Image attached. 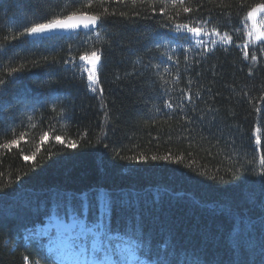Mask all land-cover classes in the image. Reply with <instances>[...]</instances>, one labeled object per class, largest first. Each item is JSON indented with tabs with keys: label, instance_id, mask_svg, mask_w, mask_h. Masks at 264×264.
<instances>
[{
	"label": "trees",
	"instance_id": "trees-1",
	"mask_svg": "<svg viewBox=\"0 0 264 264\" xmlns=\"http://www.w3.org/2000/svg\"><path fill=\"white\" fill-rule=\"evenodd\" d=\"M261 3L264 0H186L185 6L194 9L197 4L202 5L192 13H184L179 5L164 3L167 15H175L179 11L177 22L191 24L193 20L211 16L224 31L231 34L233 29L237 30L232 35V43L218 44L215 51L201 59L200 63H193L191 57L185 63V54L177 49L181 79L174 83L175 68H170V75L163 71L167 65H161V70L156 73L154 69V75L146 80L134 75L141 70V64L132 67L135 61L143 62L149 58L148 53L132 56L131 51L151 46L154 29L164 22L163 17L151 13L149 3L133 5L132 0H126L124 4H117L115 0H105L101 4L96 0L91 9L93 12L101 13L107 7L109 13L113 10L117 13L108 16L104 27L108 33L116 34L118 42L103 34L99 38L93 35L92 40L81 47L85 39L84 31L79 35H64L59 41L71 45L76 56L75 63L80 65L78 69L65 72L60 80L59 94L71 105L68 114L63 115L60 108L29 112L28 116L21 113L23 123L17 120L6 125L10 132L0 129V144L20 137L17 145L0 148V192L3 193L0 194V210L3 212V217H0V264H22L24 255L39 259L47 254L46 247L26 241L23 236L28 230L46 229L52 215L50 202L49 207L40 212L27 211L18 217L16 213L20 205L44 199L56 189L82 192L101 186L136 190L142 196H151L153 191L165 189L184 193L185 196L178 199L165 196L146 212L145 227L149 237L159 233L160 240L174 238L181 248L180 259L185 256L193 259V249L198 248L207 260L228 264L233 258L229 250L231 235L239 229L240 217L245 218L244 222L250 228L251 225L259 226L264 213L259 176L241 175L253 156L255 167L259 169V158L264 155V100H261L264 97V59H251L253 55H264L258 51L264 42L246 34L249 29L247 11ZM241 4L244 8L240 7ZM52 5L58 13L77 10L70 9L68 0H52ZM160 6V0H157L156 7ZM224 10L227 15H222ZM121 11L131 19L120 16ZM135 11L140 15L135 16ZM20 15L16 0H0V19H4L0 28H5L13 20L17 26L21 25L24 21ZM146 15L148 18H145ZM226 21L227 27H224ZM13 30L9 29L7 36ZM167 35L173 46L185 43L184 39H178L172 33ZM5 39L6 34L0 32V44ZM12 43L18 45L15 50L18 53L26 47L19 40ZM107 43L112 44L110 50H106ZM245 43L249 44L247 49L243 47ZM94 48H100L105 57L104 67L98 69L104 89L103 101L99 92L93 94L89 90L88 65L79 61V55ZM244 51L249 52V59L244 58ZM42 52L44 49L38 47L15 63L5 61V69L0 70V74L10 66L19 67L26 61L29 64V71L14 95L39 92L36 82L47 78L46 66L43 62L41 67L30 65L33 59L40 58ZM68 55L69 51L65 49L57 55V59ZM156 63L159 61L153 60V64ZM124 72L133 75L129 79L115 81L114 74ZM189 78L193 81L190 86L187 84ZM153 79L159 86L162 99H158L153 90ZM209 88L211 91H208ZM181 89L193 93L192 103L186 106L191 123L178 111L171 113L169 119L168 110L163 109L165 99L179 102ZM196 92L201 93L202 101L196 100ZM8 103H13L12 97L8 98ZM102 103L110 109L109 119L105 118ZM210 105L221 110L217 126L207 119L204 122L199 119ZM256 108L261 111L257 112ZM45 132L48 136L42 141L40 137ZM105 132L110 138L105 140L110 144L108 149L101 144ZM57 135L65 143L57 142ZM67 141H75L76 148L68 149ZM113 149L120 152L124 159H115ZM169 153L182 157V162L127 160L134 155L150 157ZM229 153L233 154V158H228ZM25 155L29 156V160H24ZM199 172H206L207 175L201 176ZM233 172H236L235 177ZM212 176H216L217 180L209 178ZM220 176L224 177L222 181ZM218 207L230 208L232 214H214L213 210ZM97 214L93 208L90 221ZM113 227L114 231H124L119 210L113 217ZM205 234L206 240L203 239ZM261 240H264V234L253 232L255 252L250 259L255 264H264L261 260L264 249L259 246Z\"/></svg>",
	"mask_w": 264,
	"mask_h": 264
},
{
	"label": "snow or ice",
	"instance_id": "snow-or-ice-1",
	"mask_svg": "<svg viewBox=\"0 0 264 264\" xmlns=\"http://www.w3.org/2000/svg\"><path fill=\"white\" fill-rule=\"evenodd\" d=\"M101 4L105 0H99ZM170 2L182 7L184 13H192L198 11L202 5L197 4L196 8L188 7L186 0H160L161 6L156 7L157 0H132L133 5L137 3H149L151 13H158L163 17L164 22L160 23L154 29V36L151 39L150 45H145L141 49H133L132 56H143L149 54L146 61L137 60L132 64L135 68L136 64H141V70L134 73L135 76H142L144 79L151 78L155 72L161 70V65L165 73H170V68H175L176 75L174 83L179 82L181 75L179 72L180 60L177 49L180 53L185 54V63H188L189 58H192L193 63H200L201 59L208 57L209 54L215 51L216 46L232 43V35H235L237 30L233 29L230 34L224 31L219 25L215 24L214 19L209 16L207 18H199L193 20L191 24L187 22H177L180 13L177 11L175 15H167L164 3ZM20 10V19L24 21L17 26L13 20L7 24L5 28H0V32L6 34V39L3 44H0V70L5 69V61L9 64L15 63L19 59H23L24 55L32 52L34 48L42 47L44 52L41 53L39 59L31 61V67L46 66L47 78L37 81L36 87L38 93L25 92L23 95L15 94L20 82L24 79L25 74L29 71L27 61L20 64L19 67L10 66L8 70L2 71L0 74V129L10 132L11 129H6L5 126L10 123H15L23 116H28L29 112L36 113L40 110L55 111L57 108L63 110V115L68 114L71 107L70 103L66 102L60 93V80L63 79V74L69 70L78 69L80 65L75 63L76 56L73 55L71 45L59 43L64 38L65 34H72L77 30H86L83 35L85 39L81 42V47H84L92 40L93 35L99 38L102 34L109 36L113 42H118L116 34L108 33L104 27L108 22V16H115L117 13L113 10L109 13L107 7L101 13L93 12L92 6L96 0H68L70 9L66 14L63 11L59 13L53 9L52 0H16ZM117 4H124L126 0H115ZM223 7V6H221ZM244 8V5H240ZM258 12H264V3L257 4L247 11V18L252 20L251 27L247 30L249 38L254 37L256 41L264 42V23L257 25L256 15ZM107 14V15H105ZM120 16L126 19H131L126 12L121 11ZM135 16H139L138 11L134 12ZM222 15H227L226 10ZM145 18H148L147 15ZM0 23H4V19H0ZM227 27V21L224 25ZM9 29L10 36H7ZM99 29V30H98ZM168 33L174 34L178 39H184L185 43H177L173 46ZM34 37L37 40H29ZM205 37L207 39H205ZM20 41L26 45L21 52H16L17 44L13 41ZM31 45V47H27ZM111 43L106 44V50H110ZM244 49L249 47L248 43L243 45ZM67 49L69 55L57 59V55ZM155 51V54H152ZM264 54V44L258 49ZM244 58L249 59V52L244 51ZM105 57L100 48H94L91 51H85L79 55V61L86 62L87 80L89 82V90L95 94L101 95L103 101L104 89L101 87V82L98 74V69L104 67ZM253 61L264 59V55L251 56ZM153 60H158L159 63L153 64ZM133 74L124 72L114 74L115 81L129 79ZM165 85L167 81L164 82ZM193 83L191 78L187 80L190 86ZM153 90L156 92L158 99H162L159 92V86L155 79L152 80ZM208 91H211L209 88ZM167 89H165V93ZM196 100H203L200 92L195 94ZM12 97L13 103H8V98ZM264 100V97H261ZM193 101V93L181 89V95L178 103L172 100H163V109L168 110V118L171 119V113L180 112L184 114V119L191 123V119L186 111V106ZM104 108V115L109 119L110 109L101 104ZM158 111H160L158 109ZM220 109L209 106L203 115L199 117L201 122L206 119L213 126H217L218 114ZM260 112V108H256ZM3 113H8L7 116ZM210 114V116H209ZM29 119L31 117L29 116ZM48 133L45 132L40 139L43 141L47 138ZM101 144L105 149L110 148V144L105 140L110 139L105 132ZM55 140L60 143H65L62 138L57 135ZM20 142V137L11 139L6 144H0V148H11ZM234 143V142H233ZM260 143L259 140L256 141ZM68 149H75V141H67ZM115 159H124L120 152L113 149ZM34 155V154H33ZM228 158H233V154L229 153ZM182 157L173 156L172 154L165 155H134L127 157L129 162L137 161H168L181 163ZM24 160H29V156L25 155ZM260 167H255V156L245 165L241 175H257L259 176V185L261 195L264 196V155L260 156ZM239 162V160L237 161ZM201 176L207 175L206 172H199ZM232 175L235 177L236 172ZM213 181L217 180L216 176L209 177ZM219 179L222 181L223 176ZM0 194H3L0 192ZM178 199L185 196L184 193H173L170 190H157L151 193V196L141 195L136 190L123 189H107L105 187H93L82 192H75L64 189H56L51 191L44 199L36 201H27L19 206L16 215L22 216L27 211L40 212L51 206L52 215L49 218V224L44 230H28L23 239L34 244H41L47 248V254L42 255L39 259H30V255H24L22 264H223L222 261L207 260L203 252L198 248L193 249V259L189 260L186 256L184 259L179 258L181 248L176 244L175 239L164 240L159 239V233L149 237L148 230L145 227L146 212L150 210L154 204H157L163 197ZM264 205V200L261 201ZM207 207V205H201ZM95 208L97 215L94 220L90 221V212ZM121 213L123 233L114 231L113 217L116 211ZM216 215H231L230 208L218 207L213 210ZM259 226L251 225L249 228L245 224V218L240 217L239 229L231 235V244L229 250L233 254V258L228 264H255V261L250 259V255L255 252L252 246L253 232L264 234V213L261 214ZM0 217H3V212L0 210ZM235 228V221H234ZM171 235V233H169ZM46 239V244L44 240ZM203 239H207L205 234ZM264 249V240L260 241L259 245ZM187 251L186 249L184 250ZM145 257L146 259H141ZM264 261V257H261Z\"/></svg>",
	"mask_w": 264,
	"mask_h": 264
},
{
	"label": "rangeland",
	"instance_id": "rangeland-1",
	"mask_svg": "<svg viewBox=\"0 0 264 264\" xmlns=\"http://www.w3.org/2000/svg\"><path fill=\"white\" fill-rule=\"evenodd\" d=\"M252 23H253V21L248 19L249 28L251 27ZM256 23H257V25H259L261 23H264V12H258L257 13V15H256Z\"/></svg>",
	"mask_w": 264,
	"mask_h": 264
},
{
	"label": "water",
	"instance_id": "water-1",
	"mask_svg": "<svg viewBox=\"0 0 264 264\" xmlns=\"http://www.w3.org/2000/svg\"><path fill=\"white\" fill-rule=\"evenodd\" d=\"M78 32H82V31H86V30H77ZM74 33H76V32H74ZM74 33H72V34H74ZM65 35H70V34H65ZM31 39H35L34 37H30Z\"/></svg>",
	"mask_w": 264,
	"mask_h": 264
}]
</instances>
